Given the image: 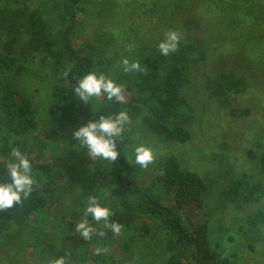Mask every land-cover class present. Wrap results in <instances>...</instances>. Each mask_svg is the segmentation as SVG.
<instances>
[{
    "label": "rangeland",
    "instance_id": "1",
    "mask_svg": "<svg viewBox=\"0 0 264 264\" xmlns=\"http://www.w3.org/2000/svg\"><path fill=\"white\" fill-rule=\"evenodd\" d=\"M3 7L0 51L12 49L31 61L13 85L32 96L40 127L18 144L0 128V161L7 159L12 147H20L35 162H50L64 172L66 181L51 196L56 203L44 226L19 218L0 220V264H51L58 256L65 257V264H95L84 245L90 243L92 248L93 243L74 230L89 196H97L113 212L119 201L131 223L151 224L152 235L137 241L136 253L117 264H192L135 199L94 186L91 175L98 164L87 149L43 137L51 88L69 65L43 60V53L31 47L47 38L62 45L61 0H10ZM169 31L180 34L177 49L188 42L198 47L182 89L190 112L185 128L191 137L186 142L170 141L135 123L129 127L125 151L143 185L155 179L157 162L167 154L177 156L183 168L201 173L210 194L204 210L193 214L209 218L212 245L229 258L228 264H264V226L246 224L250 213L264 210V0H82L75 41L106 59L107 68L96 66V70L119 79L122 58L135 61L134 52H158V43ZM114 66H119L118 72ZM221 72L243 78L242 90L219 88ZM234 110L243 113L236 115ZM141 144L154 154L147 167L135 163L134 149ZM241 175L259 185L255 197L236 203L221 200L220 193ZM96 227L107 229L102 221ZM40 232L42 242L37 245ZM110 247L116 256L117 246Z\"/></svg>",
    "mask_w": 264,
    "mask_h": 264
},
{
    "label": "trees",
    "instance_id": "2",
    "mask_svg": "<svg viewBox=\"0 0 264 264\" xmlns=\"http://www.w3.org/2000/svg\"><path fill=\"white\" fill-rule=\"evenodd\" d=\"M9 1L0 0V12ZM81 6L82 0H61L64 24L61 46L47 38L31 47L33 52L43 53V60L69 65L51 88L43 137L49 142H64L73 146L71 127L79 123L81 117L85 120L99 119L101 114L127 111L129 121L126 132L117 141L120 155L113 162L96 158L98 165L92 172V183L100 191L117 190L135 199L144 215L160 222L168 237L183 249L192 264H228L229 258L212 245L209 218H198L193 214V211L202 212L209 198L210 187L204 176L196 170L183 168L177 156L167 154L157 162L155 179L149 185H143L138 169L125 151L130 140L129 127L135 123L170 141L186 142L190 139L191 135L185 128L190 118L189 105L182 89L189 81L192 56L198 50L197 45L188 42L166 57L148 50L134 52L135 61L141 62L144 70L130 75L120 72L119 79L114 76L125 85L124 103L107 102L101 97L97 105L101 112H93L90 105L80 104L72 97V89L85 72L96 66L106 69L107 61L102 56L90 54L85 46L75 41ZM29 62L17 56L12 49L0 51V128L10 134L14 144L40 127L32 96L13 85L28 71ZM113 68H117L118 72L119 66ZM243 84V78L221 72L217 86L238 91L242 90ZM234 113L241 115L243 111L234 110ZM262 159L264 162V155ZM35 170L39 185L21 204L0 210V220L9 222L19 218L38 226L48 222L56 203L51 196L64 186L66 174L54 169L50 162H35ZM257 190L259 185L251 184L246 176L241 175L220 193V199L232 203L252 200ZM120 207L118 201L111 218L122 225L121 232L97 229L104 235L93 234L89 239L93 243L92 248L90 243L84 244L89 260L95 264H117L136 253L134 247L137 241L152 235L151 224L131 223ZM246 224L251 228L264 226V210L250 213ZM127 228L130 231L126 233ZM39 237H43L41 232L34 242L37 245L42 242ZM113 244L117 246L116 256L111 254L114 247L110 245Z\"/></svg>",
    "mask_w": 264,
    "mask_h": 264
},
{
    "label": "clouds",
    "instance_id": "3",
    "mask_svg": "<svg viewBox=\"0 0 264 264\" xmlns=\"http://www.w3.org/2000/svg\"><path fill=\"white\" fill-rule=\"evenodd\" d=\"M177 31H169L158 43L157 51L162 56H168L177 50L180 42ZM127 73H140L144 66L139 61H131L125 57L120 60V71ZM125 85L118 82L113 76L95 69L82 74L72 89V97L78 103L91 106L93 112H101L97 105L103 97L107 102L116 101L123 104ZM129 121L127 111L101 114L99 119L85 120L71 127L73 148L83 146L92 158L104 161H116L120 155L117 141L126 132ZM135 163L147 167L154 159L153 151L146 145H138L134 149ZM39 185L36 179L35 161L20 147H12L7 159L0 161V210L14 208L28 199L35 187ZM83 218L74 222V230L86 239L93 234L103 236V231L97 232L96 225L103 222V227L112 233H120L122 225L111 219L113 210L101 203L97 196H89L85 206L81 209ZM101 249H97L100 251ZM51 264H65V257L58 256Z\"/></svg>",
    "mask_w": 264,
    "mask_h": 264
}]
</instances>
